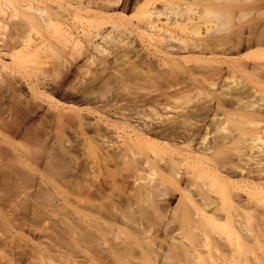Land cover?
<instances>
[{
  "label": "bare ground",
  "instance_id": "1",
  "mask_svg": "<svg viewBox=\"0 0 264 264\" xmlns=\"http://www.w3.org/2000/svg\"><path fill=\"white\" fill-rule=\"evenodd\" d=\"M127 2L134 3L129 16L124 14ZM192 7L198 11L189 14ZM117 8L123 13L110 14ZM5 9L11 12L6 19ZM137 38L141 39L142 47H138ZM250 50L255 52L239 57ZM146 53L156 58L161 55L163 59L152 62L144 56ZM182 54L187 56L173 58ZM6 55L10 64L2 62ZM28 75L33 76L32 88L52 85L61 91L66 79L80 77L81 83L75 90L86 102L99 101L101 93L106 96V103L133 101L150 107L146 114L134 110L138 104L133 106L132 117L137 120L132 125L126 122V127L122 124L128 142L119 155L130 160L133 157L130 162L137 172L148 168L153 174L161 169L162 179L156 186H150L152 191L146 185V189H140L139 198L149 202L154 194L167 197L158 196L164 199L163 205L148 204L150 211L146 208L149 212L144 221L149 219L150 223L145 224H150L155 236H149L152 234L149 230L147 237L143 232L140 238L149 237L151 241H140L150 245L160 238L159 241L167 243V249L156 239L158 247L150 252L149 247H155L150 245L146 250L149 257L142 260L136 256V259L132 255L140 252L135 250L142 243L139 242L138 247L131 248L133 254L126 249L129 246L125 247L126 259L129 256L134 264H155L161 260L169 264H203L214 257L211 264H264V0H3L0 93L19 96L15 93L21 88L17 78L25 79ZM224 75L230 80V83L223 80L228 84L225 90L219 89L220 84L217 86ZM238 75L246 85L240 84ZM73 94L75 97L76 93ZM182 98L186 99L185 107L192 105L180 110V119L156 112L162 106L166 113L168 104ZM256 102L259 104L255 105ZM174 109L171 110L175 112ZM114 125L111 127L117 130ZM173 192L180 197L169 210L166 203L174 200ZM111 233L106 230L105 237ZM174 237L178 242H174ZM252 243L258 253L249 250L248 244L253 246ZM102 247L106 248L103 244ZM122 254L115 255L119 258ZM121 258V262L129 263Z\"/></svg>",
  "mask_w": 264,
  "mask_h": 264
},
{
  "label": "rangeland",
  "instance_id": "2",
  "mask_svg": "<svg viewBox=\"0 0 264 264\" xmlns=\"http://www.w3.org/2000/svg\"><path fill=\"white\" fill-rule=\"evenodd\" d=\"M0 1V3H3V0ZM251 1L252 0H248V2ZM131 4L134 3L127 2L128 10L125 11L126 13L124 12L125 15L129 16L132 14L131 8H134V5ZM129 7L131 10H129ZM192 8L193 12L191 9V12L188 11L189 14H194L198 11V9L196 11V7ZM6 11L7 10L5 9V12ZM113 11L110 14L120 15L122 9L117 8ZM10 13V11L6 12L4 14V18L6 19L7 16H10ZM162 24L163 23H161L160 25ZM136 43L138 47H142L141 45H139L141 43L140 38L136 39ZM253 52L255 51L250 50L244 53L245 55H239V57L250 55ZM148 55L149 54L146 53V55L144 56H147L148 59L152 62L154 60L155 63H158V61L163 59V57H160L161 55H157L159 56L157 58L155 56L153 57V55ZM185 56L187 55L182 54L177 55L173 58H176L175 60H179ZM8 59L9 56L6 55V58H3L2 62H4L5 64H10V60ZM163 71L165 72L166 70ZM153 73H155V71ZM58 76L62 77V75ZM29 77L30 75H28L27 78L25 77L26 80L22 77H20V79L17 78L18 85L20 84L21 88H19L20 90H18V92L16 91L15 93L17 95L19 94V96H16L15 94V96H9V94L7 95V93L6 95L2 92L0 93V110L2 111H0V264H77L78 261V264H102L103 262L105 264L106 262L107 264H115L117 262L116 264H118L120 261V257L123 258L122 261L126 260V262L133 263L134 261L132 262L131 259V262L129 261V256L128 259L125 258L126 254H124V250L125 247L129 246L126 249H128L130 253L133 254L131 251L132 249L134 250L136 248L139 242L142 243L139 245V249L136 248L135 250H138L136 251V253L139 251L140 252L135 254V252L133 251L134 255L132 256L133 258L136 256L139 258L141 257L142 260L146 259L147 255L149 257L150 252L156 248L157 244L154 243V240L157 239L156 241L160 243L162 242L159 241L161 240L160 238H156L153 240V236H155V234L152 232V230H150L151 228L148 218V226L147 224H145L147 223L146 221H144L146 219L144 218L146 217L145 214L146 212L150 211L149 205H163L164 199H167V197H163L161 194H154V197H156L157 195V199H155L154 197H152V199H155L156 201L160 200L161 202L158 201V204L160 203L159 205H157V202L155 200H153L151 203L152 199H150L149 202V200L143 199V197L141 196V198H139V195H141L140 193L144 188L146 189V187H149L148 189L152 191L153 189L151 188L156 186L157 183L160 182L159 179H162V177L160 176H163L162 171L161 169H159V172L157 171V169L152 174L151 170L149 171L148 168L147 170L145 168V172L144 169L137 172V169L133 167L135 166L134 163L130 162L133 161V157L130 160L129 158L126 159L119 155L123 152L124 143L128 142L126 140L127 136H124L126 134L123 133L124 127L122 126V124L124 123L123 125L125 126V123L127 122L126 124H128L129 121L132 122H129L130 125H132L133 123L135 124L137 117H132L131 112L134 109L133 106L138 103L134 104L133 101H131L130 104H128V101L122 102L120 100H113L109 103L107 102V104V99L105 98L106 96L102 97L101 93H98V96L102 99L104 98V101L106 100V104L102 102L103 100L101 98L100 100L102 101H95L91 99L92 102H86V100L83 97H80L76 91L79 88V82L81 83L80 77V79H75V77H69V79H66L61 88V91L60 89H55L54 87H52V85H49V87L46 86L45 88H42L41 86V89L38 88L40 90H38L36 87L32 88V86L34 85H32L31 83L33 79L31 77L33 76H31L30 79ZM61 77H57L59 81L61 80ZM57 78L55 80H57ZM240 78L241 76L237 77L238 80H241L240 84L246 85L247 82ZM228 79V77L226 79L225 75L221 78V82L217 83V86H219L220 84L219 89L223 88L225 90V87L227 88L228 84L226 82L230 83V80ZM223 80H225L226 82ZM66 82L68 84H66ZM71 85L74 86V89ZM64 86L66 90L64 89ZM249 86L252 87V85ZM69 87H71L73 89V93L75 92V95L77 97L79 96L80 98L78 97L75 99L76 96L74 97L72 91L70 92ZM34 89H37V91H35L40 93L36 94V92H34ZM182 93L184 94V96L186 95V93ZM2 94L3 96H5L3 97ZM70 94H73V96L71 97ZM5 97L7 99H5ZM185 100L186 99L184 98H182V100L178 99L173 105L172 103H170L166 106L168 111L172 108L174 109L173 106H177L174 109L175 112L171 110L165 113V111H162V106L158 107L160 110H158L157 108L156 110L158 111L156 112H160V115H162L163 117L170 116L175 119H180L178 116L180 110H182L183 107L186 109L187 107H190V105H192L191 103L189 105H186L185 107ZM100 102L102 103L100 104ZM29 103L30 105H28ZM126 104H128L129 106H127ZM139 104L135 106L136 108L134 110L139 109V113L148 114V112L146 111L149 110L150 107L144 104H141L143 105L141 106ZM254 104L258 105L259 102H256ZM169 105H171L172 107H169ZM117 106L119 107V109ZM5 108H8L9 112ZM176 109H178L179 111H176ZM123 113H125L126 117ZM67 116L70 119L67 118ZM119 118L123 119L120 120ZM114 123L118 128L115 127ZM113 125L115 128H117V130L111 127ZM114 134L117 136H115ZM128 135L131 136L130 134ZM96 137H99V139ZM113 137H115V139ZM117 161L119 162L118 164ZM134 172L137 174H135ZM140 172L144 173L141 174ZM157 172L158 175H156ZM135 194H138V196H136ZM172 195L174 196V200H172L170 204L165 202L166 204H168V209L174 208L177 205L178 199L180 197V194H178L177 192H173ZM158 196H161L164 199L161 200ZM134 198H137L138 200L136 199V201ZM130 199L132 200L130 201ZM78 200L79 203L77 202ZM144 200L148 202L146 203V201ZM134 201L135 204H133ZM122 208H126L127 211L126 209L125 211H123ZM146 208L149 211L146 210ZM122 213L124 216L122 215ZM118 217H120V219ZM137 219L139 220V222ZM108 221H114L112 222L114 224L109 223ZM94 224L98 225V228L97 226H93ZM116 224H118L119 226ZM145 225L149 228H146ZM100 228H102V230H99ZM109 228H112V233ZM106 230L107 233H109V231L111 233L108 234V239L105 237L107 236ZM149 230L150 233H152L151 235L149 234V236L153 235V238L151 237L153 242H151L150 245H154L155 247H149L150 245H148V243H144L145 241H151L149 237V240H146V238L143 237H141L142 239L140 238V236H142L141 233L143 232L147 237V232L149 233ZM136 232L140 233L138 234ZM174 235L176 237H179L176 234ZM101 237L103 239H106L102 240ZM129 237L131 238L129 239ZM135 237L137 238L138 243L135 240ZM91 239L93 240L90 241ZM177 239L178 238L174 237V242H178ZM140 240H143L144 242ZM93 241H98L97 243H99V245ZM171 242L173 241L171 240L169 243ZM87 243L91 246H89ZM102 244L104 247H106L105 249L102 247ZM250 244H248V248L251 247L249 248V250L258 253L259 251L257 246L253 243V246H250ZM161 245L162 247L166 246L164 247V249H167V243H162ZM75 246L77 249L75 248ZM90 247L92 248V250ZM119 247H122L124 249L122 250L121 248V250H119ZM148 247L150 248V250ZM254 248H256L257 250H254ZM75 249L77 252L75 251ZM84 250H86V252ZM96 250H98V252ZM146 250H149L150 252H146ZM101 251H103L104 253ZM119 251L120 254L122 252L124 256H122V254L121 256H119V258H117L116 255H120L118 254ZM142 251L144 254H140ZM100 252L103 256L100 254ZM203 254L204 253H201V255ZM111 255L113 257L116 256L115 258L117 259L114 258L116 261L115 263ZM108 256H111V259ZM107 257L110 259V261ZM139 258L138 260L141 261V259ZM212 258L214 259V257ZM212 260L210 263V260L205 263H214L215 261L213 260L212 262ZM99 261L100 263H98ZM166 262L168 263V261ZM166 262L161 260L160 262L156 263L167 264ZM121 263L123 262L120 261L119 264ZM143 264L145 263L143 262Z\"/></svg>",
  "mask_w": 264,
  "mask_h": 264
}]
</instances>
